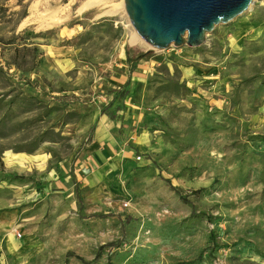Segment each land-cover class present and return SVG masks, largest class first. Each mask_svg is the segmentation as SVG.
Listing matches in <instances>:
<instances>
[{
	"label": "rangeland",
	"instance_id": "1",
	"mask_svg": "<svg viewBox=\"0 0 264 264\" xmlns=\"http://www.w3.org/2000/svg\"><path fill=\"white\" fill-rule=\"evenodd\" d=\"M90 1L0 0V264H264V0L131 73Z\"/></svg>",
	"mask_w": 264,
	"mask_h": 264
},
{
	"label": "water",
	"instance_id": "2",
	"mask_svg": "<svg viewBox=\"0 0 264 264\" xmlns=\"http://www.w3.org/2000/svg\"><path fill=\"white\" fill-rule=\"evenodd\" d=\"M124 13L147 51L201 46L216 26L248 11L253 0H122Z\"/></svg>",
	"mask_w": 264,
	"mask_h": 264
},
{
	"label": "trees",
	"instance_id": "3",
	"mask_svg": "<svg viewBox=\"0 0 264 264\" xmlns=\"http://www.w3.org/2000/svg\"><path fill=\"white\" fill-rule=\"evenodd\" d=\"M151 55H152L151 51H147L146 53L140 54L136 57H129L126 53V57H127L126 61L128 64L129 72L130 73L133 72L140 61L148 59ZM182 200L184 201V198H182Z\"/></svg>",
	"mask_w": 264,
	"mask_h": 264
},
{
	"label": "bare ground",
	"instance_id": "4",
	"mask_svg": "<svg viewBox=\"0 0 264 264\" xmlns=\"http://www.w3.org/2000/svg\"><path fill=\"white\" fill-rule=\"evenodd\" d=\"M100 3V0H94V1H90L87 6H91V5H96V4H99ZM122 10L123 9V4L122 6L120 7ZM116 12V9H112V11L108 12V13H115ZM56 22V19L54 18H48L46 19L44 22H43V26H50L51 24H55ZM134 38H136V35H134Z\"/></svg>",
	"mask_w": 264,
	"mask_h": 264
}]
</instances>
